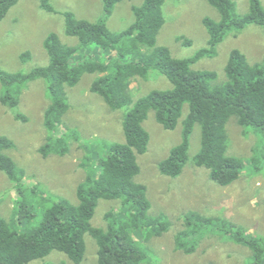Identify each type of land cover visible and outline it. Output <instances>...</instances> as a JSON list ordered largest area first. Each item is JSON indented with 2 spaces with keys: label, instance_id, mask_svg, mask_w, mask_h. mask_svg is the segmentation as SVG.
<instances>
[{
  "label": "trees",
  "instance_id": "trees-1",
  "mask_svg": "<svg viewBox=\"0 0 264 264\" xmlns=\"http://www.w3.org/2000/svg\"><path fill=\"white\" fill-rule=\"evenodd\" d=\"M19 1L0 0V22ZM39 1L42 9L57 10L51 0ZM121 1L103 0L104 16L97 21L65 11L66 32L77 37L79 45H68L57 33H50L44 41L50 57L48 65L28 72L0 68V101L10 108L19 106L23 85L46 80L50 102L44 114L48 136L40 148L44 156L66 155L71 140L80 141V135L64 118L70 109L67 88L76 86L85 73L98 75L91 91L100 95L112 110L128 109L123 117L125 142L109 141L100 152L94 144H83L86 155L82 165L87 172L77 187V201L44 196L49 204L42 205V214L32 198L38 187L28 188L24 168L7 152L16 143L0 135V172L7 175L18 192L14 219L0 217V264H31L54 250L80 264L87 254V235L97 242L96 264H142L153 256L150 241L167 232L169 223L151 214L148 187L136 179L141 172L138 156L149 147L150 134L144 122L151 111H155L166 129L173 130L179 125L185 103L190 106L183 121L182 141L159 163L160 172L175 177L183 172L189 159L191 136L195 125L200 124L201 149L195 163L208 168L211 178L221 186L236 182L248 164L243 157L228 154L230 117L235 115L243 127L264 131V60L251 63L242 50L233 49L226 65L227 80L222 83L218 82L216 71L193 68L196 60L216 55L218 46L234 28L240 31L250 24L264 26L261 0H250L249 11L243 16H236L234 0H208L220 18L203 19L210 35L208 46L191 58H177L169 47L158 45L159 32L167 21L166 0H144L133 5L135 21L125 30L114 32L107 20ZM22 58L30 59L31 53L26 51ZM152 70L165 75L173 88L153 90L134 101V78L147 79ZM17 117L26 119L20 113ZM60 127L65 131L58 136ZM101 200L120 201L122 209L105 214L106 227L93 223ZM36 218L39 220L33 224ZM184 220V228L175 236L177 250L192 254L207 234H229L232 240L252 251L250 264H264V237L248 233L228 219L200 211H189Z\"/></svg>",
  "mask_w": 264,
  "mask_h": 264
},
{
  "label": "rangeland",
  "instance_id": "rangeland-1",
  "mask_svg": "<svg viewBox=\"0 0 264 264\" xmlns=\"http://www.w3.org/2000/svg\"><path fill=\"white\" fill-rule=\"evenodd\" d=\"M143 1L123 0L118 3L107 20L109 28L114 32L128 28L135 21L133 5H140ZM261 1L264 6V0ZM234 2L236 16L249 11L250 0ZM51 3L56 11L42 9L39 0H20L10 9L0 22V68L10 72H28L37 66L48 65L50 57L44 41L52 32L68 45H79V39L66 32L65 11L70 10L77 17L91 21L104 16L103 0H51ZM164 12L167 21L159 32L158 45L169 47L177 58H191L206 48L210 35L203 19L207 16L220 18L218 10L208 0H166ZM186 40L191 43H186ZM235 48L242 50L251 63H261L264 60V26L250 24L240 31L234 28L220 43L216 55L196 60L193 68L216 71L217 80L222 83L227 80L226 65ZM26 51L31 53L30 59L22 58ZM97 76L85 73L76 86L67 88L70 109L64 120L80 135V141L72 139L66 155L52 153L44 156L40 151L48 136L44 126V114L50 102L46 80L38 79L23 85L21 102L16 108L0 101V135H6L16 143L15 148L7 152L24 168V181L28 188L38 187L37 195L30 196L36 200L39 214H42V205L46 203L44 196L77 201V187L87 172L82 165L86 155L83 144H94L100 152L104 143L126 140L123 117L128 109L112 110L100 95L91 91ZM131 88L136 101L153 90L172 89L173 84L165 75L152 70L147 79L134 78ZM2 92L0 82V96ZM189 112L190 106L185 103L183 116L173 130L166 129L157 120L155 111H151L144 122L150 142L147 152L138 156L141 172L136 179L148 187L151 214L166 220L169 230L151 239L153 256L142 264H250L252 251L232 240L229 234L228 237L207 234L192 254L176 249L175 236L184 228L185 215L192 210L223 217L248 233L264 237V131L243 127L235 115L230 117L227 123L228 154L243 157L248 164L242 176L228 186L215 182L208 168L195 163L201 149L200 124L195 125L191 136L189 159L183 172L176 177L160 172L159 163L182 141L183 121ZM18 113L26 119L17 117ZM64 131L65 128L60 127L56 135H62ZM17 198L13 183L0 172V217L9 221L14 219ZM121 210L120 201L101 200L93 223L106 227L105 214ZM38 220L36 218L32 223ZM86 241L87 254L80 264H96L97 242L91 235L86 236ZM45 263L76 264L58 250L31 262Z\"/></svg>",
  "mask_w": 264,
  "mask_h": 264
}]
</instances>
